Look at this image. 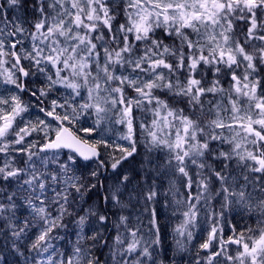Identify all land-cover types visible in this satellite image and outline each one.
Returning <instances> with one entry per match:
<instances>
[{
    "label": "snow or ice",
    "instance_id": "1",
    "mask_svg": "<svg viewBox=\"0 0 264 264\" xmlns=\"http://www.w3.org/2000/svg\"><path fill=\"white\" fill-rule=\"evenodd\" d=\"M23 2L7 0V5L15 8ZM113 8L109 0H39V16L33 25L34 31L28 32L32 40L31 51L24 50L23 55L17 51L22 39L13 41L11 38H22L27 30L16 24L7 32L4 30L7 23L0 27V75H4L3 83L13 84L24 91L17 73L29 76V71L21 63L29 60L31 67L39 72L47 73L49 66L55 69V79L52 75L46 77L49 88L60 84L71 89L75 96L81 94V89L87 92V101L79 105V112L72 108V116L67 112L57 113L56 108L65 105L56 101L52 102L51 110L40 109L46 117L59 122L54 129V137L49 135L51 125L45 120L25 122L23 114L28 111V106L19 95L0 97V153L7 157L9 150L22 152L26 155L27 165L16 167L6 159L0 166V181L5 182L0 184V222L5 234L13 238L12 247L17 254L24 255L17 242L28 241L31 251L37 256L48 254L47 259L38 261L33 257L34 264H53L49 251L55 250L52 241L62 238L58 233L54 236L53 232L65 228V217L73 215L69 205L77 199L75 194L82 199L84 193L81 189L88 190L80 182V177L74 175L77 158L84 161L95 158L98 161V148L101 145L109 147L103 140L92 144L82 141L64 126V122L72 123L91 109L96 114L98 125L104 114L113 109L119 111L121 119L118 122L126 123L128 128L124 139H128L132 147H119L121 155L112 156L111 168L115 170L136 151L132 140L133 106L155 102L152 127L146 130L150 143L153 147L168 150L169 163L176 161L175 168L186 178L184 184L189 191V198L185 201L187 211L183 212L185 219L177 232L181 235L187 233L188 239L192 238V228L199 214L197 205L201 199L207 203L212 198L210 177L214 176L219 182V191L215 195L220 197L221 211L217 214L211 210L215 222L210 227L207 241L200 247L209 249L212 241L216 240L219 250L210 253L207 264H213L216 257H223L233 264H264V219L259 221L257 229L247 228V235L245 231L237 233L233 227L232 236L223 238V230L218 228L225 210L232 207L249 212L253 210L251 193L246 192L243 186L237 189L228 183V177L222 171L212 169L205 159L214 151L210 148L212 141L228 143L231 148L215 156V159L225 161L223 168L228 167L227 161L236 159L252 173L260 174L259 179L264 181V86L257 75L259 66L264 65V0H126L123 23H116ZM237 21L246 22L243 44L235 36ZM158 29L163 30L165 37L178 40L179 47L165 44L156 35ZM252 40L261 43L252 45V51H248L246 45ZM168 57L175 59V65ZM9 63L11 68L4 67ZM201 65L210 67L215 73L221 72V65L231 69L234 82L227 90L230 108L222 109L217 104L215 118L207 124H201L199 118L185 115L184 109L170 107L154 95V90H167L174 96L187 98L186 102L193 111L197 106L202 111V96L224 92L225 89L218 79L210 87L204 85L202 78L196 76ZM241 66L244 70L237 75ZM185 68V82L181 84L178 77L173 81L171 77ZM127 69L131 71L125 74ZM137 72L146 74L148 78L133 75ZM127 88L137 96L126 97ZM40 95L46 96L47 92L41 89ZM118 105L123 107L117 108ZM222 111H228L230 115L224 117ZM217 129H226L229 134ZM33 133H43V143L38 148L34 141L24 143ZM14 145L21 147L15 148ZM32 148H37V151L33 152ZM63 149L74 155L62 160ZM50 164L57 167L50 168ZM190 166H195L191 174ZM205 168L209 170L207 174L203 171ZM91 175L96 176L97 173L93 171ZM244 179L248 181L249 177ZM256 179L252 177L253 181ZM123 180L128 181L129 177L124 176ZM12 182L16 186L8 191ZM193 184L195 196H192ZM90 186L95 187L94 184ZM260 191L264 193V184ZM155 195L150 190L147 199L151 200ZM112 199L116 200L115 193ZM257 207L264 216V197L258 201ZM21 208L28 212L22 220L18 216ZM88 215H96V212L89 209L87 215L78 218L81 232ZM97 220L105 222L107 217L99 215ZM124 220L126 217H121V221ZM34 228L36 232L32 234ZM151 243H159V240ZM229 245L237 246L234 255L229 254ZM114 247V256H132L139 251L140 255L131 264H141L140 256L151 258L149 247L146 243L142 245V237H138L136 231H132L128 238L118 234ZM4 260L5 257L0 255V264ZM25 264H28L27 257ZM56 264H98V260L90 250L79 246L78 239L71 253L60 255ZM118 264H129V261L121 260Z\"/></svg>",
    "mask_w": 264,
    "mask_h": 264
},
{
    "label": "rangeland",
    "instance_id": "2",
    "mask_svg": "<svg viewBox=\"0 0 264 264\" xmlns=\"http://www.w3.org/2000/svg\"><path fill=\"white\" fill-rule=\"evenodd\" d=\"M110 4L114 5L113 11L116 14V23H123L125 21L124 8L126 0H109ZM0 5H3V8H0V13L5 14L6 21L2 18L0 14V27H4L7 23V27H4L5 32L12 28L13 24L21 25L27 31L24 33L23 37H12L14 41L16 39H22V44L17 45V51L23 55L24 50L31 51L32 40L28 35V32L34 31L33 25L36 19L39 16L38 7L39 0H24V2L15 7L11 8L7 5V0H0ZM29 9L31 12L29 14V19L26 21L24 19V10ZM259 15V14H258ZM3 20V21H2ZM244 22V21H242ZM115 26V25H114ZM107 35V33H106ZM156 35L164 40L165 44L173 47H179V41L174 38H167L163 34V30L158 29ZM235 36L242 43L240 37V32L235 31ZM254 41L252 45H259L261 42ZM246 49H249V45H246ZM142 51V48H141ZM187 53V49L184 50ZM252 51V48L250 49ZM7 59L11 60V57ZM169 61L174 65L176 63L175 59L168 57ZM23 65L26 70L29 71V76L26 81L27 90H34L39 85L45 87H40L38 89V104H33L31 102L30 96L27 98L25 91H20L13 84L3 83L4 75H0V97H10L13 95H19L21 101L28 106V111L23 114L25 122L32 121L36 122L37 120H45L48 122L51 127L49 128V135L55 136L54 129L57 127V123L53 120L46 117L41 111V108H44L46 111L51 110L52 102L56 101L58 104L65 105L63 108H56V112L63 114L67 112L69 116H72V108H76L77 112L80 111L79 107H75L73 102H76L79 105L87 101V92L84 89H81V94L75 96L72 93L71 89H67L60 84H57L54 87L49 88V81L47 80V75H52L55 79V69L49 66L47 73H42L37 71L35 67H31V61L22 60ZM187 63V61H185ZM43 66V65H42ZM4 67L11 68V63L4 65ZM221 72L215 73L210 67L201 65L197 69L196 76L197 78H202V83L206 86H211L215 80H219L220 85L224 92H219L216 94L208 93L201 97L203 102V110L197 109L192 110V107L187 104V98L174 96L172 93L167 90H154V95L159 99L164 100L169 104L170 107L177 109H184L185 115H192L194 118H199L201 124H207L209 120L215 118L216 106L219 104L221 108H230V102L227 94V90L234 83L231 80V69L225 68L221 65ZM243 66L237 70V75L243 72ZM15 72V69H12ZM119 72L120 69L118 68ZM131 69H127L125 74L130 72ZM159 71V70H158ZM167 72V70H163ZM229 72V75L227 72ZM2 72V69H0ZM264 74V65L259 66L257 75L261 78V85L264 86L263 75ZM6 75V74H5ZM63 75V73H62ZM133 75H140L144 79H147L146 74H141L139 72L134 73ZM187 75V69L185 68L182 71L175 73L171 78L173 81L179 78L181 84L185 82V77ZM17 76L20 77V82L22 79L19 73ZM43 89L47 92L46 96L40 95V90ZM126 97H136L137 94L130 88H127L125 91ZM243 104L244 101H241ZM71 105V107H69ZM123 107L118 105L117 108ZM155 102L148 104L145 102L140 107L133 106L132 109V125L133 133L132 140L135 141V153L140 155L143 154V157L139 159L138 164L134 162V158L126 159L123 163L115 170L111 168L112 156L109 152H103V161L105 162V184L108 185L107 200L121 210H126L123 213L122 217H126V220L123 222L121 219L118 220L119 230L114 231L113 234L109 233V238H112V247L110 251L112 252L113 264H118L121 260L129 261V264L133 259L139 256V251L133 253L132 256H120L119 254L113 255L116 251L114 247L115 237L119 234L122 238H128L131 235L132 231H136L138 237H142V245L147 244L149 251L151 253V258L140 256L141 264H166L164 262V250L161 245V233H160V222L156 218L159 211L165 214V218L162 221L165 223L171 224L174 239V245L172 248V254L176 259L182 260L186 259L187 261H182L180 264H207L208 256L211 252L219 250V244L216 240L212 241L209 249H203L200 247L201 244L207 241L208 234L211 225L215 222L211 216V210H215L217 214L220 213V197L215 195L219 191V182L214 176L210 177V194L212 198L205 202L204 199H201L200 204L197 205L199 209V214L196 219L195 227L192 228V238L188 239L187 233L181 235L177 232V228L184 221L185 217L183 212L187 211L188 205L185 201L189 198V191L185 187L184 178L175 168L176 161H170V154L165 148H156L153 147L150 143V137L147 134V129L152 127V121L154 118V108ZM221 115L227 117L230 115L228 111H222ZM121 119V114L116 109H113L106 114H104V119L99 122L97 125V117L93 110L88 109L86 112L81 114L77 120H74L72 123L64 122V125L71 129L78 137L82 139L77 131L87 134L84 131L78 129V125H81V121L87 122L92 121L94 128L91 133L94 131L95 138L97 140H103L104 142L109 141L112 137L114 140L120 141L123 140L132 147V144L128 139H124L128 135V128L126 123L118 122ZM19 122V121H18ZM224 131L226 135L227 130ZM43 133L36 134L33 133L32 136H29L25 140V144H28L29 141H34L37 144V148L43 143ZM89 137H93L89 135ZM94 138V137H93ZM11 139V138H10ZM83 140V139H82ZM15 148H20L21 145H14ZM251 147V146H249ZM36 148V149H37ZM210 148L213 149L212 156H207L208 165L216 170L222 171L225 176L228 177V183H231L235 188L239 189L241 186L245 187L246 192L251 193L253 197L251 203L253 205V210L249 212L247 209L240 207H232L224 211L223 218L219 220L218 228H222L223 238H229L232 236V229L235 228L236 232L245 231L247 228L251 227L252 229H257L259 226V221L264 219V216L261 214V210L257 207L258 201L264 197V193L260 191L261 185L264 184V181L259 179L260 174L252 173L248 168L243 166V163H238L236 159L227 161L228 167L223 168L225 161L222 159H215V156L220 151H226L231 148V145L228 143H222L221 141H212L210 143ZM32 148L31 150H33ZM142 152V154H141ZM1 154V162L4 164L5 160H10L16 167H20L18 162H22V152H13L9 150L7 157L4 153ZM134 157V156H132ZM34 159V158H33ZM251 163V162H249ZM153 167V170L150 171V168ZM192 171H195V166H190V174ZM206 174L208 173V168L203 170ZM128 176L129 180L124 181L123 177ZM248 176L249 180L245 181L244 177ZM255 176L257 179L252 180V177ZM154 191L156 193L155 197L151 200L147 199L149 191ZM113 193L116 194V200L112 199ZM196 195L195 184L192 188V196ZM119 201V203H117ZM194 202V201H193ZM115 207V208H116ZM153 212L155 215L153 216ZM154 220V223H153ZM157 229L159 230L157 232ZM247 235V232L245 231ZM106 235V232H105ZM219 235V233H218ZM158 239L159 243L153 244L151 241ZM125 239V243H127ZM229 254H235V245L227 246ZM217 261L220 264H233L232 261H226L223 257H216L213 261V264H217Z\"/></svg>",
    "mask_w": 264,
    "mask_h": 264
},
{
    "label": "trees",
    "instance_id": "3",
    "mask_svg": "<svg viewBox=\"0 0 264 264\" xmlns=\"http://www.w3.org/2000/svg\"><path fill=\"white\" fill-rule=\"evenodd\" d=\"M24 19L27 21L29 19L30 10L27 8L24 10ZM5 17V14H2V18ZM4 19V18H3ZM6 21V19H4ZM3 21V20H2ZM237 31L240 32V37L242 44L244 43V30L246 28V22L237 21L236 22ZM254 41H251L249 44V49L252 48V44ZM227 72V71H226ZM229 75V72H227ZM264 75V74H263ZM21 76V75H20ZM22 79V77H21ZM264 81V76H263ZM43 84V83H42ZM41 83L34 90H26L25 96L28 98L30 96L31 102L33 104H38V89L40 87H44ZM45 88V87H44ZM28 89V88H27ZM36 93V95H33ZM75 107H79L76 102H73ZM94 128L92 121H81V125H78V129L86 132L82 133L77 131L79 135L82 137L84 141L89 144L97 141L95 138L94 131L91 133ZM87 130V131H86ZM77 135V134H76ZM92 135L93 137H89ZM109 147L100 146L98 149L105 152H109L110 156H119L121 153L119 152V147L131 148L129 143L124 142L123 140L116 141L114 137H112L109 141L105 142ZM33 152L37 151L36 148L32 150ZM103 152H102V160H103ZM142 154V152H141ZM22 162L19 160L18 164L21 168L26 167V155L22 154ZM43 155V154H42ZM68 155H73L71 153L62 152L61 159L64 160ZM134 157H129L128 159H133L134 162L138 164L139 159L143 157V154L140 155L138 153L133 154ZM139 158V159H138ZM34 160H37L34 157ZM1 162V154H0V166H3ZM37 166L39 167V163L37 161ZM50 168H55L57 165L50 164ZM153 170V167L150 168V171ZM95 171L97 173L96 176H92L91 173ZM74 175L80 177V182L84 183L87 187V191L84 188L81 189L83 192V198L79 199V194H75L77 199L70 203L69 210L73 211V215L66 216L64 219L65 228L57 229L53 232V235L59 234L61 239H56L52 241L54 245V249H50V253H52L53 264H56L57 259L60 255H68L73 250V247L76 245L77 240L79 239V246L81 248H85L90 250V252L96 257L98 260V264H113L112 252L110 251L112 245V238L108 240L109 233L113 234L114 231L119 230L120 226L118 220L123 216L124 211L126 210V206L124 210L119 209L116 206H112L110 202L107 200V192L108 185L105 184V169L101 167L99 163L89 162L83 163L78 158L76 161V165L74 166ZM5 182L0 181V184H4ZM95 185V187H91L90 185ZM15 182H12L11 187L8 188V191H12L15 188ZM59 187V185H58ZM71 199V198H70ZM116 207V208H115ZM93 209L96 212V215H88V221L84 226L83 232L80 231V228L77 225V220L80 216H84L88 214V210ZM28 215V212L25 208H21L18 211V216L22 220L24 217ZM99 215H105L107 220L105 222H99L97 217ZM156 218L159 220L160 224V233H161V245L164 250V262L166 264H180L182 261H187L186 259L178 260L172 254V248L174 245V235L172 231L171 224H166L162 219L165 218V214L161 211L158 212ZM36 232V229H32V234ZM106 232V235H105ZM95 236V239L92 237ZM34 238V235H33ZM13 238L10 234H5L3 230V224L0 222V255L5 257L3 264H25V257L28 258V264H34L33 257L38 261L41 258L47 259L48 254H43V257L37 256L36 252L31 251L30 245L28 241L17 242L20 251L24 253V255L17 254L16 250L12 247ZM169 261V262H168Z\"/></svg>",
    "mask_w": 264,
    "mask_h": 264
},
{
    "label": "water",
    "instance_id": "4",
    "mask_svg": "<svg viewBox=\"0 0 264 264\" xmlns=\"http://www.w3.org/2000/svg\"><path fill=\"white\" fill-rule=\"evenodd\" d=\"M21 63H22V61H21ZM23 64V63H22ZM21 75V74H20ZM21 77H22V84H23V87H24V90H26V81H27V79H28V77H23L22 75H21ZM43 114H44V112H42ZM45 115V114H44ZM49 119H51V120H53L54 122H56L57 124H59V122L58 121H55L52 117H48ZM65 126V125H64ZM65 127H67V126H65ZM68 128V127H67ZM70 131L72 132V133H74L71 129H70ZM75 134V133H74ZM76 135V134H75ZM77 136V135H76ZM78 137V136H77ZM80 138V137H79ZM81 139V138H80ZM82 140V139H81ZM82 141H84V140H82ZM62 151H64V152H67V153H71L68 149H63ZM98 151H99V153H100V155H99V158H98V161L94 158L93 160H89V161H84L82 158H78L81 162H83V163H89V162H96V163H99L100 165H101V167L103 168V169H105V163L102 161V152H101V150L100 149H98ZM71 154H73L74 155V153H71ZM100 162H102V163H100Z\"/></svg>",
    "mask_w": 264,
    "mask_h": 264
},
{
    "label": "bare ground",
    "instance_id": "5",
    "mask_svg": "<svg viewBox=\"0 0 264 264\" xmlns=\"http://www.w3.org/2000/svg\"><path fill=\"white\" fill-rule=\"evenodd\" d=\"M169 262V261H168Z\"/></svg>",
    "mask_w": 264,
    "mask_h": 264
}]
</instances>
